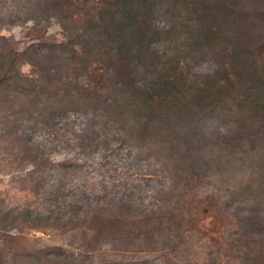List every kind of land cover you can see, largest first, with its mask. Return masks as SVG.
I'll use <instances>...</instances> for the list:
<instances>
[{
  "label": "trees",
  "instance_id": "16d2710c",
  "mask_svg": "<svg viewBox=\"0 0 264 264\" xmlns=\"http://www.w3.org/2000/svg\"><path fill=\"white\" fill-rule=\"evenodd\" d=\"M31 6L25 21L41 31L46 19L56 20L60 33L28 46L0 37L6 149L20 148L21 191L37 200L9 212L12 224L0 228L14 244L7 252L15 264H230L234 253L239 264H258L264 49L250 45L254 34L239 0H34ZM25 64L32 74L22 71ZM209 123L216 126L205 128ZM32 128L57 141L71 136L83 155L108 144L112 132L137 144L167 175L163 200L155 208L129 197L99 205L102 197L94 194L90 205L85 190L68 184L83 168L79 159L50 162L30 144ZM210 179L234 188L221 210L241 198L234 238L230 217L216 218L213 197L195 191ZM43 198L51 206L42 215ZM17 223L42 235L85 231L91 239L83 251L29 250L26 234L12 232ZM0 264H7L2 254Z\"/></svg>",
  "mask_w": 264,
  "mask_h": 264
},
{
  "label": "rangeland",
  "instance_id": "374dc122",
  "mask_svg": "<svg viewBox=\"0 0 264 264\" xmlns=\"http://www.w3.org/2000/svg\"><path fill=\"white\" fill-rule=\"evenodd\" d=\"M32 1L34 0H0V37L22 43L21 46H23V43L28 46L31 43H36L37 38L42 37L44 34L46 37H57L59 35L60 27L56 20L46 19L41 31L35 30L32 20L25 21L24 14L33 8L31 6ZM239 2L240 8L246 12V27L254 34L250 45L255 48L263 46L264 49V0H239ZM22 71L32 74L33 69L25 64ZM7 94V88L1 84L0 99ZM0 114V228H2L9 223L12 224L9 212H12L15 208L23 207L27 202L31 203L32 207H35L37 200L33 197L31 198L26 192L21 191V178L16 172L19 166L17 163L20 159V148L15 146L12 151L11 149H6L9 123L4 112ZM21 125L22 123L19 121V130L22 127ZM213 125L216 126L214 123H209L207 126L205 125V128H210ZM27 133L32 137L30 144L34 147H41L50 162H58L62 155L72 157L71 159H79L78 161L82 163L83 168L79 174H72L75 178L71 179L68 184L70 187L73 186L85 190L90 205L95 203L94 194L102 197L99 205L107 204L112 199L129 197L137 205L143 204L149 208L157 207L164 198V193L169 186V180L159 161L155 160L151 153H149L148 157V152L145 149L141 151L137 144L111 137L113 132L109 136L108 144L101 147L97 152L86 155L78 151V148L75 147L77 141L71 136L67 137L70 138V141L67 142L63 138L60 141L52 139L48 131L41 128H32L27 130ZM52 176L54 174L50 172L47 183L51 184L53 182L54 177ZM237 179L239 181L241 178L238 177ZM237 179L234 176L233 181L237 182ZM180 186L183 187L184 183H181ZM184 189L185 186L182 191ZM233 189V187L227 189L226 184L216 179H210L199 190H195L203 194L202 199L213 197L216 205L213 212L216 218L226 219L230 217V223L235 224L229 229L230 238L235 237V232L239 225L241 206H237V204L241 202V198H237V196L234 205L229 210H221V207L228 196L233 194ZM41 205L43 207H41L42 215L47 214L51 206L50 201L47 198H43ZM217 209L220 210L217 211ZM218 228V226H215L212 229L216 231ZM19 231H23L26 234L27 244L23 243V245H27L25 248L29 250L38 248L47 250L61 246L72 251H83L86 243H89L91 239V236L86 235L85 231L42 235L30 232L28 227L24 225L13 224V234ZM0 239V254L4 255L7 264H15L13 257H11L12 255L7 252L12 251L14 244L9 242L4 232L0 235ZM21 252L22 250L18 251V253ZM236 257L237 254L234 253L230 260L237 261ZM145 259L149 260V255L145 256ZM235 261L230 264H239L237 263L238 261ZM246 263L255 264L249 260ZM259 263L264 264V256Z\"/></svg>",
  "mask_w": 264,
  "mask_h": 264
}]
</instances>
